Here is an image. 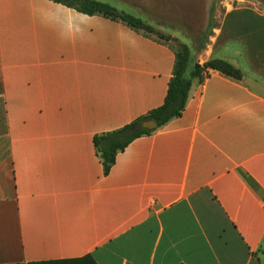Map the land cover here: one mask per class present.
<instances>
[{
  "label": "crops",
  "instance_id": "crops-1",
  "mask_svg": "<svg viewBox=\"0 0 264 264\" xmlns=\"http://www.w3.org/2000/svg\"><path fill=\"white\" fill-rule=\"evenodd\" d=\"M174 62L119 20L0 0V264L263 263L262 86L204 71L104 173L93 139L159 108Z\"/></svg>",
  "mask_w": 264,
  "mask_h": 264
},
{
  "label": "rangeland",
  "instance_id": "rangeland-1",
  "mask_svg": "<svg viewBox=\"0 0 264 264\" xmlns=\"http://www.w3.org/2000/svg\"><path fill=\"white\" fill-rule=\"evenodd\" d=\"M94 1L109 4L152 28L158 23L164 34L176 37L167 36L174 48L175 42L185 41L192 47L196 60L203 51L220 56L235 49L234 65L229 64L247 83L264 88V4L250 0Z\"/></svg>",
  "mask_w": 264,
  "mask_h": 264
},
{
  "label": "trees",
  "instance_id": "trees-1",
  "mask_svg": "<svg viewBox=\"0 0 264 264\" xmlns=\"http://www.w3.org/2000/svg\"><path fill=\"white\" fill-rule=\"evenodd\" d=\"M51 1L61 4L67 8L75 9L88 16H101L114 21L119 20L133 29L141 30L148 35H154L159 40L165 42L171 41L170 37L164 36L155 31L151 26L142 20L123 12H119L109 4L94 0ZM175 43V62L172 78L169 81L163 104L159 108L151 111L146 117L139 118L130 125L116 132L95 137L93 139L94 147L102 160L105 174L108 173L113 165L116 153L123 151L131 141L142 135L154 132L170 120L181 115L194 78H200L204 71L209 70L219 72L233 80H240L242 78L241 73L237 69L233 68L229 63L223 60L211 59L202 66L193 63L189 48L184 44ZM148 118L152 119L156 124V129L153 131H144L140 129L141 123ZM262 264H264V259Z\"/></svg>",
  "mask_w": 264,
  "mask_h": 264
},
{
  "label": "water",
  "instance_id": "water-1",
  "mask_svg": "<svg viewBox=\"0 0 264 264\" xmlns=\"http://www.w3.org/2000/svg\"><path fill=\"white\" fill-rule=\"evenodd\" d=\"M225 1V0H223ZM254 2H257L259 4H264V0H252ZM140 129L144 130V131H153L156 129V124L154 123V121L150 118L145 119L141 125H140Z\"/></svg>",
  "mask_w": 264,
  "mask_h": 264
},
{
  "label": "built area",
  "instance_id": "built-area-1",
  "mask_svg": "<svg viewBox=\"0 0 264 264\" xmlns=\"http://www.w3.org/2000/svg\"><path fill=\"white\" fill-rule=\"evenodd\" d=\"M250 1H252V0H250ZM235 2L239 3V0H235ZM253 2H254V1H253ZM232 3H233V2H232ZM232 3H231V4H232ZM231 4H230V7H231Z\"/></svg>",
  "mask_w": 264,
  "mask_h": 264
}]
</instances>
